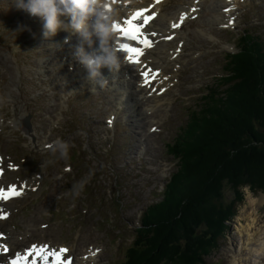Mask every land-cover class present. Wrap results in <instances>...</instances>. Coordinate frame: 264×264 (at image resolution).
I'll list each match as a JSON object with an SVG mask.
<instances>
[{"label":"rangeland","instance_id":"374dc122","mask_svg":"<svg viewBox=\"0 0 264 264\" xmlns=\"http://www.w3.org/2000/svg\"><path fill=\"white\" fill-rule=\"evenodd\" d=\"M198 1L197 16L186 18L178 37L170 43L174 47L178 40H184L179 59L169 60L165 66L172 83L166 90H157L161 105L156 110L154 128L149 129L140 122L144 114L128 116V101L118 104V83L109 85L106 79L108 83L104 84L99 77L89 80L83 75L86 70L75 65L73 59L68 66L67 55L58 60L60 53L48 52L49 47L63 44L59 37L65 30L45 38L42 18L17 7V0H0V168L4 171L0 183L15 184L17 190L24 186L21 196L7 200L13 211L6 227L17 235L26 229L36 230V235L47 230L50 233L43 234L45 238L55 246L66 243L73 259L76 253L95 246L99 252L89 264H127L129 246L137 238L135 229L146 221L156 223L155 215H160L162 207L156 214L154 205L163 204L161 191L171 174L178 171L180 139L191 121L188 111L199 104L200 96L212 84H219L220 90L227 85L220 83L222 75L232 74L224 56L237 47L242 49L244 36L264 45V0H234L229 11L231 24L225 19L222 23L210 21L220 18L224 11L222 6H215L217 0ZM178 11L176 0L166 2V13ZM50 38L58 41L50 43ZM63 42L67 43L65 39ZM40 58L47 60L43 67ZM65 68L73 69L76 76L64 81L61 75L56 77ZM53 103H60V108H51ZM21 108L26 112L19 118ZM147 116L152 117V113ZM26 118L29 129L24 126ZM144 132L149 134L148 139ZM57 139L69 144L65 156L54 151ZM224 151L230 154V160L217 152L209 158L208 166L221 163L222 185L217 190H222L223 200L231 203L233 189L227 186L226 167L236 161L244 164L241 162L247 155L241 146H224ZM81 183L77 194L76 187ZM240 193L236 212L223 222L227 226L203 264H235L233 250L243 239L238 227L246 222L242 211L249 194L256 201L262 199L250 231L264 224V193L249 186ZM212 195L207 191L203 199L208 201ZM240 254L243 256V250ZM259 261L264 264V253Z\"/></svg>","mask_w":264,"mask_h":264},{"label":"trees","instance_id":"16d2710c","mask_svg":"<svg viewBox=\"0 0 264 264\" xmlns=\"http://www.w3.org/2000/svg\"><path fill=\"white\" fill-rule=\"evenodd\" d=\"M241 40L242 49L237 47L225 59L232 74L222 75L220 83L227 85L220 90L219 84H212L200 96L197 110L188 111L191 121L180 139L178 171L161 191L163 204L154 205L156 214L162 207L160 215H155L156 223L146 221L135 229L137 238L129 246L127 264H203L227 226L223 222L236 212L240 190L249 186L264 193V45L247 35ZM224 146H241L247 155L244 164L236 161L226 167L227 186L233 189L231 203L217 190L222 182L221 163L208 166L217 152L230 160ZM207 191L213 197L205 201Z\"/></svg>","mask_w":264,"mask_h":264},{"label":"bare ground","instance_id":"6f19581e","mask_svg":"<svg viewBox=\"0 0 264 264\" xmlns=\"http://www.w3.org/2000/svg\"><path fill=\"white\" fill-rule=\"evenodd\" d=\"M167 1L168 0H159V3H157V0H118V3L114 5V7L119 10V15L116 24H122V20H124L123 18H126L131 11L135 9L147 8V14L151 15V13L155 11L156 16L153 18L152 21H150V23L145 27V29L149 32L150 35L152 32H156L157 35L155 37H152V47L147 48L145 50L144 55L139 59L140 62L136 64H130L128 62V57L126 56V53L120 49V43H118L122 40L117 35L115 45L120 50L122 59L121 67L118 72H113L107 66H102L100 71V74L104 79H109V85H112L113 82L118 83V86L120 87L119 91H121V93L119 97H117V101L118 104H122L123 102L128 101V103H126V111H128V116L138 117L141 114H144V117L141 118L140 122L144 123V126L147 125L149 129L154 128L156 110L161 105L160 97L158 95L157 90H166V88L172 83V80L170 79L171 75H168L165 72V66L169 60L179 59V53L183 50L184 40H178V43H176L174 47L170 45L171 41L175 40L178 37L181 30V27L173 29L171 25L173 23L180 22L181 14H186V18H188L192 14L196 16L200 5L198 0H176L179 8L178 13H166L165 10ZM207 1L208 0H205V3ZM232 2L234 1L217 0L215 6H222L220 9H226L232 4ZM219 3L221 4L219 5ZM194 9L195 11H193ZM163 12L165 13V15L163 14ZM174 15H176V17ZM230 16V12L223 11L220 13V18H210V21L215 20L222 23L224 19L225 21H228ZM60 19L64 22L66 28L60 30L65 31L60 34L62 35V37H59V40L62 41L65 37H69V41L66 44H64L62 41L63 44H60V46L57 45L54 48L49 47L48 52L51 53L52 51H54L56 55L60 53V57H56L58 60H62V57L64 55H67L65 64L68 66L71 65L70 61L73 59L72 61L75 63V65H78L79 67L81 64L74 58L73 53L75 50V46L81 42V38L70 27V15H62ZM94 20L95 17L93 16L90 19L89 23H93ZM169 35H173L174 38L170 41H167L163 38ZM57 41V39L53 38H50L49 40L50 43H54ZM92 41H96L97 43L92 42L91 46H89L86 42L84 43L85 51L89 53L101 54L98 39L93 36ZM65 50H69L70 53ZM46 61L47 60H44L43 58L38 59L40 65H42ZM43 66H45V64L42 65V67ZM154 70H158V74L154 76L152 81L145 83V80L148 77L152 76L151 73L154 72ZM16 71L17 73L18 71L20 73L18 67ZM38 71L40 73L43 72L42 69H39ZM145 72H149L148 77H145L143 75V73ZM74 74L75 72L73 71V69L65 68L62 69L56 75V77H60L61 75V80L64 81L71 76H76ZM83 75L86 76L88 75V73L85 72ZM103 78L99 77L100 80H102ZM124 99L125 101H123ZM52 107L60 108V103H53V105H51V108ZM22 109L23 108L19 110V118H21L26 112L22 111ZM151 113L153 118L147 116ZM136 120H138V118H136ZM140 122L137 123L138 126H141ZM145 133L146 132H144L145 139H148L149 134ZM5 191H7V189ZM248 199V205L242 211V217L245 218L246 222L241 223L238 227V234L240 235V237L243 236V239L241 241L242 243H237L239 245L235 246L233 250L232 260L235 264H260L261 262L259 261V259L264 253V224L261 227H258L254 232L250 231L256 223L257 218L256 216H254V214L256 207L262 203V199L256 201L252 198L250 194L248 195ZM9 202H11V200ZM0 208L6 210L9 213V217L7 219H10L11 213L13 211V206L10 205V203L8 202L0 201ZM32 231L30 229H26L25 233L17 235L16 232L6 227V220H0V232L3 233V236L0 237V245L7 244L10 248V253L7 255L0 252V262L7 260L9 256L15 254L16 252H24V249L28 248L27 245L33 242L31 241L32 239L38 240L37 238H45V235H48L50 233L46 230V232L44 231L45 233L43 231H40L39 234L41 235H36V230H34V232ZM30 234L31 236H29ZM50 240L51 239L48 238H45L44 240L41 239L43 243L51 247L54 243L52 242V240ZM38 242H40V240H38ZM60 246L69 249L66 243L60 244ZM239 250H243V256L240 254ZM98 252L96 251L95 246H88L84 252L76 253V255H74L76 257H74L73 259V264H89L90 262H93L95 260ZM71 253L72 252L69 249V253L67 255H71ZM77 254H79L80 258L77 256Z\"/></svg>","mask_w":264,"mask_h":264},{"label":"clouds","instance_id":"9594fccd","mask_svg":"<svg viewBox=\"0 0 264 264\" xmlns=\"http://www.w3.org/2000/svg\"><path fill=\"white\" fill-rule=\"evenodd\" d=\"M116 3L118 0H27L26 3L25 0H17V7L42 18L45 38L66 28L60 17L70 15V27L81 38V42L75 46L74 58L87 70V79L94 80L97 77L103 78L99 72L102 66L118 72L122 64L120 50L115 45L119 15V10L114 7ZM93 16L95 20L90 24ZM93 36L99 41L101 54L85 51L84 43L91 46ZM67 39L66 37L65 42ZM103 83L108 82L103 78ZM54 145V151L58 150L62 156L67 154L69 144L66 141L57 139ZM82 187L83 183L76 187L77 194Z\"/></svg>","mask_w":264,"mask_h":264},{"label":"snow or ice","instance_id":"6c2138e0","mask_svg":"<svg viewBox=\"0 0 264 264\" xmlns=\"http://www.w3.org/2000/svg\"><path fill=\"white\" fill-rule=\"evenodd\" d=\"M157 3H159V0H157ZM148 11L147 8H141L139 9L135 14L132 15V17L128 20L124 21V27H119L120 33L125 36L127 39L132 41H137L138 44L143 45L144 47H133L129 44H122L121 47L129 52L128 59L129 61L133 63H139V58L144 55V49L151 48L152 47V41L149 39V34L145 31V27L149 24L150 21L153 20V18L156 16V12L153 11L151 15H144ZM195 11V9L193 10ZM225 11H228L225 9ZM142 18V22L140 21ZM186 18V14H181L180 16V22L179 23H173L171 27L173 29L179 28L183 21ZM229 24L233 23V20H229ZM157 35L156 32H152L151 36L155 37ZM167 40H172L174 38L173 35H169L166 37H163ZM179 50V49H177ZM145 77L149 76V72L143 73ZM151 75H156L155 72H152ZM149 81L146 79L145 83H148ZM109 123H112V121H109ZM9 167H12L9 165ZM2 169H0V173H2ZM24 186L20 187V190H17L16 185H9L7 188V191H5L4 188H0V201H6L10 199L11 197H19L23 194ZM9 213L6 210H3L0 208V220H3L7 218ZM3 236V233L0 232V237ZM97 252L99 249L96 250ZM0 252L7 255L10 253V248L7 244L0 245ZM69 253V249L66 247H61L59 249H53L47 244H36L33 243L30 245V247L26 248L23 253L16 252L14 256H11L7 261L4 262V264H36V258L39 257L42 261V264H73L72 257L70 255H67ZM32 258L31 260L29 258ZM51 258V260H49Z\"/></svg>","mask_w":264,"mask_h":264}]
</instances>
